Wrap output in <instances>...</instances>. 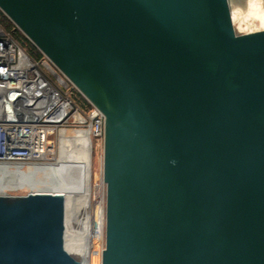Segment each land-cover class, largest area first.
Returning a JSON list of instances; mask_svg holds the SVG:
<instances>
[{
    "label": "water",
    "instance_id": "obj_1",
    "mask_svg": "<svg viewBox=\"0 0 264 264\" xmlns=\"http://www.w3.org/2000/svg\"><path fill=\"white\" fill-rule=\"evenodd\" d=\"M243 2L0 0L105 117L102 264H264V30L236 31ZM66 220V192L0 190V264H84Z\"/></svg>",
    "mask_w": 264,
    "mask_h": 264
},
{
    "label": "built area",
    "instance_id": "obj_2",
    "mask_svg": "<svg viewBox=\"0 0 264 264\" xmlns=\"http://www.w3.org/2000/svg\"><path fill=\"white\" fill-rule=\"evenodd\" d=\"M72 89L47 58L36 62L0 25V164H55L62 132L104 142V115L86 112Z\"/></svg>",
    "mask_w": 264,
    "mask_h": 264
},
{
    "label": "bare ground",
    "instance_id": "obj_3",
    "mask_svg": "<svg viewBox=\"0 0 264 264\" xmlns=\"http://www.w3.org/2000/svg\"><path fill=\"white\" fill-rule=\"evenodd\" d=\"M260 1L249 0L246 8L234 5L233 21L238 18V11L241 10L248 14L249 17L258 19L264 28V8ZM68 139L77 141L69 144L67 142ZM91 147L92 142L87 132H78L76 135H68L62 132L61 156L55 164H35L26 168L20 165L0 166V190L6 187L23 188L28 186L31 189H37L34 192H66V248L72 256L81 258L84 264L89 262L88 257L90 259V256L88 254L90 251L91 255L92 240L99 242L104 238V223L101 233L99 232V236H97L100 228L98 209L95 210V214H97L94 224V236L90 237ZM100 204L101 202L98 201L97 205ZM78 232H82L84 237L79 236Z\"/></svg>",
    "mask_w": 264,
    "mask_h": 264
},
{
    "label": "rangeland",
    "instance_id": "obj_4",
    "mask_svg": "<svg viewBox=\"0 0 264 264\" xmlns=\"http://www.w3.org/2000/svg\"><path fill=\"white\" fill-rule=\"evenodd\" d=\"M249 0H244L242 4H235L240 5L243 8H246L248 5ZM261 5L264 8V0H261ZM239 15L238 18H236L234 23V27L236 31L240 34H247L251 32H258L264 30L263 26L261 25L260 21L254 17H249L248 14L244 13V11H238ZM248 17V18H247ZM246 18V19H245ZM76 89V88H75ZM77 90V89H76ZM79 92V91H78ZM80 93V92H79ZM81 94V93H80ZM72 96L78 101L81 102L78 95L75 93H72ZM74 133L72 131L68 132V135H73ZM77 140H71L68 139L67 142L70 144L75 143ZM91 198H90V216H91V236H94V224H95V210L98 209L99 211V231L97 236H99V232L101 233V230L103 228L104 223V238L99 242H94L92 240L91 243V255L89 251V264H102V252L105 248L106 244V238H105V229H106V185L103 181V162H104V144L102 142H97L95 140L92 141V147H91ZM61 142L59 144V151H58V158L61 156ZM37 190V189H31L30 187L26 186L23 188L20 187H6L3 189V191L8 195H27L28 193ZM98 201L101 202L100 205H97ZM103 206V207H102ZM103 208H104V220H103ZM79 236L84 237V234L82 232H78ZM98 238V237H97ZM94 239V237H93ZM99 240V239H98ZM96 244V245H95ZM90 250V249H89ZM78 261H81V258L77 256H73Z\"/></svg>",
    "mask_w": 264,
    "mask_h": 264
},
{
    "label": "trees",
    "instance_id": "obj_5",
    "mask_svg": "<svg viewBox=\"0 0 264 264\" xmlns=\"http://www.w3.org/2000/svg\"><path fill=\"white\" fill-rule=\"evenodd\" d=\"M0 25L17 41L21 48H23L36 62H42L46 57L38 50V48L16 27V25L0 10ZM72 93L79 96L81 102L78 104L86 111L90 112L93 105L76 89H72Z\"/></svg>",
    "mask_w": 264,
    "mask_h": 264
}]
</instances>
